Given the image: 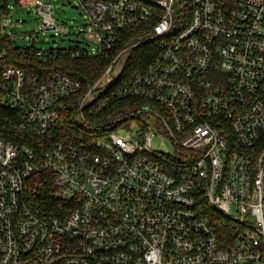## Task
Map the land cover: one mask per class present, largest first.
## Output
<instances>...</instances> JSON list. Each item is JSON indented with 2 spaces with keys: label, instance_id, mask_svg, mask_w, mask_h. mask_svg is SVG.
Instances as JSON below:
<instances>
[{
  "label": "built area",
  "instance_id": "obj_1",
  "mask_svg": "<svg viewBox=\"0 0 264 264\" xmlns=\"http://www.w3.org/2000/svg\"><path fill=\"white\" fill-rule=\"evenodd\" d=\"M75 3L97 46L71 57L109 61L93 81L8 62L0 7V264H264V0ZM22 131L50 140L38 154Z\"/></svg>",
  "mask_w": 264,
  "mask_h": 264
},
{
  "label": "trees",
  "instance_id": "obj_2",
  "mask_svg": "<svg viewBox=\"0 0 264 264\" xmlns=\"http://www.w3.org/2000/svg\"><path fill=\"white\" fill-rule=\"evenodd\" d=\"M16 4H19L21 0H15ZM9 0H0V7L3 13H9L7 6ZM8 49V62L22 67L26 72L36 74L42 81L46 80L53 72H60L67 74L74 79H81L85 81H93L99 77L103 70L107 67L109 61L103 56H86L82 58H72L71 50L76 47L59 48L57 50L50 49L49 53L45 57H38L33 47L27 48L28 51H32V55L22 54V47L15 44V41H7L5 44ZM155 50H157L155 44L147 43L143 46L135 48L129 57L126 64L125 73L130 76H134L141 71L152 60ZM120 112H115L114 117H117ZM15 141L18 142L21 147L32 146L35 147L40 154L45 144L50 140L49 137L43 139L42 135L37 132L22 131L15 133ZM53 138L72 139V131L61 129ZM43 144V145H42ZM218 222H222V218L215 216ZM220 227V225H219Z\"/></svg>",
  "mask_w": 264,
  "mask_h": 264
},
{
  "label": "rangeland",
  "instance_id": "obj_3",
  "mask_svg": "<svg viewBox=\"0 0 264 264\" xmlns=\"http://www.w3.org/2000/svg\"><path fill=\"white\" fill-rule=\"evenodd\" d=\"M53 5V14L57 24L69 29L67 34L62 33L56 36L54 32H42V20L39 18L35 5L36 0H21L16 4L15 0H9V16L7 18V32L15 40V44L22 48L31 47L32 40L35 39L36 49H56L68 47H90L97 46L93 31L87 26L85 14L80 8H73L67 1L76 0H44ZM143 126V121L129 122L126 128L129 131L139 130ZM158 133V129H155ZM164 138V136H163ZM155 150L170 151L168 142L156 137L153 141Z\"/></svg>",
  "mask_w": 264,
  "mask_h": 264
},
{
  "label": "water",
  "instance_id": "obj_4",
  "mask_svg": "<svg viewBox=\"0 0 264 264\" xmlns=\"http://www.w3.org/2000/svg\"><path fill=\"white\" fill-rule=\"evenodd\" d=\"M66 3L69 4V5H71L73 8H78V6L73 5V4L71 3V1H67ZM31 46H32V47L35 46V39L32 40V44H31Z\"/></svg>",
  "mask_w": 264,
  "mask_h": 264
}]
</instances>
